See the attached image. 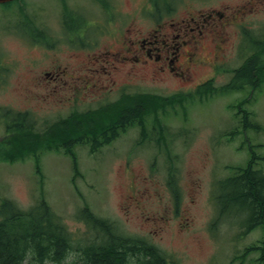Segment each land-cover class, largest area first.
I'll return each mask as SVG.
<instances>
[{
  "label": "rangeland",
  "instance_id": "obj_1",
  "mask_svg": "<svg viewBox=\"0 0 264 264\" xmlns=\"http://www.w3.org/2000/svg\"><path fill=\"white\" fill-rule=\"evenodd\" d=\"M65 1L72 20L87 28L96 25L89 28L88 48L75 47L61 34H72L61 17L68 16L62 0H26L27 16L17 6L0 5V107L30 111L37 126L44 127L72 112L116 101L124 93H181L169 105H159V118L147 116L144 131L149 137L143 145L138 142L144 127L133 125L97 152L88 144L73 146L77 166L61 146L41 150L37 162L31 155L15 162L0 160V203L11 199L29 208L45 198L76 242L95 235L80 217L87 207L112 221L119 232L153 243L174 264H241L236 256L262 238L263 227L241 235L240 213L223 217L218 195L227 194L220 182L235 170L232 166L248 162L250 142L264 155V87L251 93L254 86L249 84L232 90L221 86L244 61L242 54L264 47V0H170L159 19L151 6L155 0H106L117 9L116 21L109 25L104 0ZM213 8L234 22L223 21L216 33L203 32L198 48L191 49L192 62L180 57L185 78L141 66L128 74L130 64L116 62L119 71L107 63L114 59L112 52L120 50L122 38H142L152 30L160 37L166 31L157 22H178L189 13ZM28 18L30 28L21 29ZM32 33L34 41L27 36ZM55 36V47L42 46ZM257 61L264 73V54ZM48 71L60 75L51 78ZM207 79H213L215 88L210 83L196 88ZM247 97L250 100L237 109ZM245 107L255 113L260 128L249 125L245 130L238 122L241 134L234 132L230 138L234 115L241 118ZM5 137V124L0 123V140ZM256 166L264 172V160ZM258 255L259 250L248 253L244 264H260ZM74 258L72 253L65 264Z\"/></svg>",
  "mask_w": 264,
  "mask_h": 264
},
{
  "label": "trees",
  "instance_id": "obj_2",
  "mask_svg": "<svg viewBox=\"0 0 264 264\" xmlns=\"http://www.w3.org/2000/svg\"><path fill=\"white\" fill-rule=\"evenodd\" d=\"M252 54L242 67L235 70L227 88L241 85L243 88L249 84L254 89L264 85V73L260 72L257 61L264 54V47L256 48ZM178 96L124 93L117 101L83 112H72L44 127L37 126V119L30 111L0 108V117L8 135L0 140V160L15 162L31 155L37 162L41 150L60 146L74 157L73 146L89 144L91 151H96L128 126L136 124L144 127L142 139L145 141L146 116L156 113L160 104L169 105ZM241 107L239 105V109ZM242 113L240 122L244 129L249 125L259 127L253 111L243 109ZM235 118L239 120L238 114ZM233 130L232 134L237 133L239 127ZM100 136L104 139L98 140ZM255 160L253 154L247 164L238 166L235 174L220 182L227 192L226 196L224 191L219 195L223 213L233 209L244 213L247 216L243 224L246 233L264 226V172L254 167ZM80 217L95 230V235L85 242L74 241L45 198H40L28 209L4 199L0 203V264H65L72 253H75V258L71 264H170L159 247L145 238L119 232L112 221L96 216L87 207L81 211ZM254 250H259L257 259L264 264V238L259 244L249 246L243 257Z\"/></svg>",
  "mask_w": 264,
  "mask_h": 264
},
{
  "label": "flooded vegetation",
  "instance_id": "obj_3",
  "mask_svg": "<svg viewBox=\"0 0 264 264\" xmlns=\"http://www.w3.org/2000/svg\"><path fill=\"white\" fill-rule=\"evenodd\" d=\"M215 10L198 11L195 15L189 13L178 22L174 18L159 21L156 25L166 31L160 32V37H157V30H152L142 38L124 39L122 51L118 52L120 56L112 61L107 60V63L114 70L119 69L116 62L130 64L128 74H131L136 66L150 67L153 73L181 80L185 78L186 70L182 67L184 63H180V57L186 56L185 60L192 62L195 52L191 49L198 48L199 38L203 32L207 30V34H212L218 31L223 13L214 12ZM47 75L53 76L50 72Z\"/></svg>",
  "mask_w": 264,
  "mask_h": 264
},
{
  "label": "water",
  "instance_id": "obj_4",
  "mask_svg": "<svg viewBox=\"0 0 264 264\" xmlns=\"http://www.w3.org/2000/svg\"><path fill=\"white\" fill-rule=\"evenodd\" d=\"M9 1H13V0H0V3H5V2H9Z\"/></svg>",
  "mask_w": 264,
  "mask_h": 264
}]
</instances>
